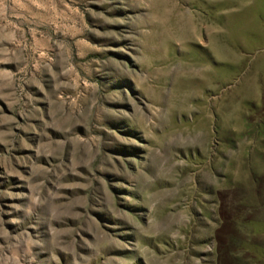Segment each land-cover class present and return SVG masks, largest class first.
Returning a JSON list of instances; mask_svg holds the SVG:
<instances>
[{
    "label": "rangeland",
    "instance_id": "374dc122",
    "mask_svg": "<svg viewBox=\"0 0 264 264\" xmlns=\"http://www.w3.org/2000/svg\"><path fill=\"white\" fill-rule=\"evenodd\" d=\"M0 264H264V0H0Z\"/></svg>",
    "mask_w": 264,
    "mask_h": 264
}]
</instances>
